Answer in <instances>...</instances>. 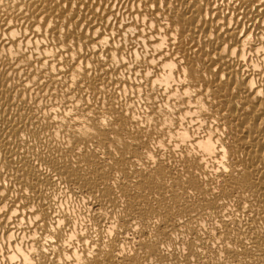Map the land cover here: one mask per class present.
Returning <instances> with one entry per match:
<instances>
[{
  "label": "bare ground",
  "instance_id": "6f19581e",
  "mask_svg": "<svg viewBox=\"0 0 264 264\" xmlns=\"http://www.w3.org/2000/svg\"><path fill=\"white\" fill-rule=\"evenodd\" d=\"M0 264H264V0H0Z\"/></svg>",
  "mask_w": 264,
  "mask_h": 264
},
{
  "label": "rangeland",
  "instance_id": "374dc122",
  "mask_svg": "<svg viewBox=\"0 0 264 264\" xmlns=\"http://www.w3.org/2000/svg\"><path fill=\"white\" fill-rule=\"evenodd\" d=\"M74 205H75V206H74ZM73 206H74L75 209H78V208L80 207L79 209L82 210V208H83V207H82L80 204H78V203H73Z\"/></svg>",
  "mask_w": 264,
  "mask_h": 264
}]
</instances>
